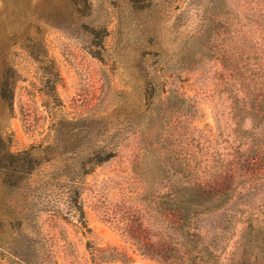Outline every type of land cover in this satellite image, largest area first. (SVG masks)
Wrapping results in <instances>:
<instances>
[{
    "label": "rangeland",
    "instance_id": "rangeland-1",
    "mask_svg": "<svg viewBox=\"0 0 264 264\" xmlns=\"http://www.w3.org/2000/svg\"><path fill=\"white\" fill-rule=\"evenodd\" d=\"M251 7L238 0H0V264H156L104 211L166 190L147 154L134 182V157L151 125L154 132L166 126L162 136L196 158L203 180L218 176L222 140L250 131L236 104L235 62L241 36L251 56L264 58V29L247 21L256 20ZM241 18L247 27L238 33ZM263 132L264 119L246 135L262 142ZM57 134V156L43 152ZM111 137L116 157L90 163ZM71 148L78 152L73 190L69 171L58 175ZM246 186L205 218L213 227L232 218L205 238L216 253L237 238L235 225L242 230L246 213L238 211L264 205V187Z\"/></svg>",
    "mask_w": 264,
    "mask_h": 264
},
{
    "label": "trees",
    "instance_id": "trees-1",
    "mask_svg": "<svg viewBox=\"0 0 264 264\" xmlns=\"http://www.w3.org/2000/svg\"><path fill=\"white\" fill-rule=\"evenodd\" d=\"M238 4L243 9L252 6L250 9L256 20L247 21L256 25V28L264 29V0H238ZM247 21L242 18L237 20L238 33L247 27ZM244 41L241 36L240 44L236 45V82L237 90L242 95L236 104L241 112V124L249 121L250 131L233 132L222 140L223 153L219 161L218 176L203 180V176H199L195 169L196 158L185 151L178 153V146H171L169 140L162 136L161 132L166 130V126L161 124L154 132L155 126L151 125L147 127L148 133L142 137L143 148L134 157V182L142 179L140 158L147 154L153 158L160 183L165 184L166 190L162 193L148 191L138 194L134 198L111 205L104 211L106 220L117 227L137 252L156 264H264V205H252L245 211H238L240 217L246 213L238 220L243 228L237 234L235 230L238 224L233 227L230 235L237 238L228 248V245L224 246L221 252L216 253L210 244L205 242V238H208L212 231L215 237L219 234L214 228L225 223L223 229L226 230L232 224V218L228 217L224 222H214V227L207 226L205 218L219 212L238 186L247 185L248 189L258 191H262L264 187V132L260 139L262 142L254 136L246 135L253 134L264 119V58L251 56ZM260 41H264V33ZM260 49L263 53V48ZM262 53L261 56L264 54ZM173 111L179 112L180 108L177 107ZM75 140L71 139L70 145ZM117 143L114 137H111L105 146H100L92 152L88 158L89 162L99 165L116 157ZM60 144L61 140L57 134L53 145L43 152L56 155ZM175 144L180 145L181 141L177 139ZM63 153L61 157H65L66 162L63 168L59 167L61 173L58 175L63 176L65 171H69L65 177L70 184V190L77 189L78 176L70 174L78 152L71 148ZM39 168L40 165L34 166L28 176ZM205 194L217 195L218 199L216 202L213 198L206 201L203 199ZM133 202L142 206L135 207ZM78 211L84 219L83 210Z\"/></svg>",
    "mask_w": 264,
    "mask_h": 264
}]
</instances>
